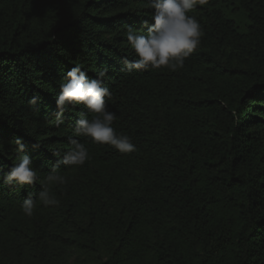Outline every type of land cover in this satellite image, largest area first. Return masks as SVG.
<instances>
[{"label": "trees", "instance_id": "trees-1", "mask_svg": "<svg viewBox=\"0 0 264 264\" xmlns=\"http://www.w3.org/2000/svg\"><path fill=\"white\" fill-rule=\"evenodd\" d=\"M148 0H0V264H264V0H209L182 69L122 71L125 26L151 23ZM107 68L113 127L136 151L76 137L91 159L54 189L58 207L5 185L17 138L41 178L66 152L75 121L56 129L64 73ZM40 102L32 107L34 96ZM35 144L40 146L33 147Z\"/></svg>", "mask_w": 264, "mask_h": 264}, {"label": "clouds", "instance_id": "clouds-1", "mask_svg": "<svg viewBox=\"0 0 264 264\" xmlns=\"http://www.w3.org/2000/svg\"><path fill=\"white\" fill-rule=\"evenodd\" d=\"M209 0H148L152 9L151 23L143 21L141 29L125 26L123 32L126 47L131 50L133 59L124 61L122 71H160L176 72L182 69L188 59L200 46L203 28L198 19L190 15L197 5H207ZM108 69L101 68L96 78L90 79L82 65L75 64L67 70L59 83V93L54 96L56 112L48 123L56 129L64 125V114L76 108L87 110L91 119L83 113L75 121V127L69 136L70 147L66 152H52L56 157L49 173L41 178L33 159L26 154L21 139L10 141L15 147L14 159L9 171L3 177V183L21 189L25 185H40L41 190L27 192L20 204L24 217L31 218L35 214L37 204L58 207L60 200L54 189L66 185L68 177L61 173L60 167L76 171L91 159L89 150L76 137H84L93 144L108 145L121 154L136 151V146L129 135L118 133L113 127L116 115L108 110L106 98L112 93L105 86L104 78ZM40 97L34 95L28 104L35 107ZM35 144L33 147H39ZM5 146L0 143V154H4Z\"/></svg>", "mask_w": 264, "mask_h": 264}]
</instances>
